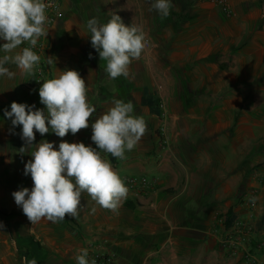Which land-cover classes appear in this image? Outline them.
<instances>
[{"label": "crops", "instance_id": "obj_1", "mask_svg": "<svg viewBox=\"0 0 264 264\" xmlns=\"http://www.w3.org/2000/svg\"><path fill=\"white\" fill-rule=\"evenodd\" d=\"M171 2L170 15L162 18L152 9L154 0H67L63 20L54 28L43 58L47 64L49 57L54 58V63L48 64L49 78L65 70L80 73L88 88V100L96 109L90 123L104 114L114 99L130 101L133 114L144 118L147 130L135 148L126 151L122 160L114 157L112 166L120 176L153 175L160 178L167 194L175 195L179 189L178 196L187 195L194 189V195H201V185L192 188L198 184L195 168L186 167L173 152L174 147L181 146L177 139L171 141L160 162L151 158L157 151L155 133L160 126L169 134L180 135V126L192 124L190 130L210 137L214 188L219 190L218 173L225 170L230 175L225 189L235 192L243 181L244 189L259 191L255 210L261 213L264 167L256 174H250V169L252 164L264 163V135L260 138V133L264 134V108L251 103L252 94L256 99L259 89L257 100L264 98V0H232L229 12L198 0ZM113 14L126 26H141L146 35L145 48L130 64L126 78L108 76L106 61L92 47L87 28L89 19L105 24ZM4 54L0 51V57ZM6 67L15 76H0V211L5 213L0 212V264H27L32 259L37 264H77L81 249L88 250V260L113 245L123 251L128 243H117L116 239L115 243L107 232L132 225H125L122 212L101 208L86 192L81 196L79 216H66L57 223L42 219L32 224L15 203L13 192L33 187L31 175H25V164L32 159L35 145L47 140L59 150L62 140L95 144L90 126L63 138L50 130L43 136L37 132L32 146L21 153L26 146L22 126L13 127L5 110L10 111L13 101L35 105L33 110H47L40 102L41 86H32V75L14 64ZM145 89L159 101L160 116L142 106ZM252 210L249 205L250 216ZM12 211L16 215L12 216Z\"/></svg>", "mask_w": 264, "mask_h": 264}, {"label": "clouds", "instance_id": "obj_2", "mask_svg": "<svg viewBox=\"0 0 264 264\" xmlns=\"http://www.w3.org/2000/svg\"><path fill=\"white\" fill-rule=\"evenodd\" d=\"M48 7L44 0H0V40L5 41L0 46V51L5 53L0 57V76L9 79L15 76L6 67L8 64L16 65L28 75L33 74L41 59L33 49L40 37L48 35L45 28ZM172 7L171 0H154L152 4V9L162 18L170 15ZM87 28L92 47L100 59L106 61L108 76L126 78L130 64L145 48L143 28L126 26L115 14L105 24H99L96 18L89 19ZM22 44L29 46L20 48ZM18 48L20 50L16 51ZM47 62L53 64L54 58L49 57ZM39 97L46 106V113L41 109L33 110L35 105L15 101L10 111L4 112L13 127L22 126L21 138L26 146L20 149L21 153L32 146L37 132L43 136L51 130L63 138L69 132L75 135L89 126L96 147L62 140L56 150L52 142L42 140L35 145L32 159L25 164V175H31L33 187L13 192L15 203L32 224L42 219L57 223L66 216L77 218L84 192L101 208L118 211L128 189L101 152L124 159L125 152L133 150L146 133L144 118L133 114L130 101L114 99L112 106L90 123L96 109L88 100L85 80L75 70H65L46 79L39 88ZM76 260L77 264H89L88 250L81 249ZM27 264H37V261L32 259Z\"/></svg>", "mask_w": 264, "mask_h": 264}, {"label": "rangeland", "instance_id": "obj_3", "mask_svg": "<svg viewBox=\"0 0 264 264\" xmlns=\"http://www.w3.org/2000/svg\"><path fill=\"white\" fill-rule=\"evenodd\" d=\"M35 70L36 67L32 74L34 87L39 86L34 83ZM259 91L257 98H260ZM257 98L252 94V106L256 103L257 108H264V98ZM187 125L180 126V135L169 134L166 127L160 126L155 133L157 151L151 158L160 162L171 141L177 139L181 146L174 147L173 152L186 167L192 165L195 168L198 184H192V188L201 185L202 194L194 195L193 189L190 194L178 196L179 189H176V194L170 195L161 188V180L156 176L121 175L128 192L118 212H122L125 225L132 226L121 230L110 229L107 237L113 241L116 239L117 243L124 241L128 247L123 251L116 245L112 249H102L91 257L89 263L94 258L108 259L115 255L110 264H264V211L258 213L255 210L259 191L244 189L243 181L235 192L225 189L230 176L225 170L218 173L220 182L219 190H216L215 182L211 180L214 173L210 172V137L190 130L192 124ZM102 156L110 161L111 154L103 152ZM201 157L202 166L199 165ZM263 167L264 163L252 164L250 174L258 173ZM15 183L19 184V180L15 179ZM249 205L253 208L251 216ZM230 209L235 222L227 228L226 216ZM14 215L16 213L12 211ZM149 255L151 258L147 260Z\"/></svg>", "mask_w": 264, "mask_h": 264}, {"label": "built area", "instance_id": "obj_4", "mask_svg": "<svg viewBox=\"0 0 264 264\" xmlns=\"http://www.w3.org/2000/svg\"><path fill=\"white\" fill-rule=\"evenodd\" d=\"M67 0H44V2L49 6L47 8V16H48V22L45 25L46 31L48 32V35L46 37H40L37 45L33 49L40 57V62L36 66L35 75H34V83L35 85H41L46 79H49L48 75V64L46 61H43L44 56L46 55L48 42L50 41L52 37V32L54 28L57 26V24L63 20L64 13H63V6ZM205 2L207 4L216 6L220 9H222L225 12H229L231 10V2L232 0H198ZM3 42V40H0V43ZM29 46L27 44H22L21 47ZM115 258V255L111 256V258L108 259H101V258H94L93 261H95V264H110L111 260ZM89 264H92V261H90Z\"/></svg>", "mask_w": 264, "mask_h": 264}, {"label": "trees", "instance_id": "obj_5", "mask_svg": "<svg viewBox=\"0 0 264 264\" xmlns=\"http://www.w3.org/2000/svg\"><path fill=\"white\" fill-rule=\"evenodd\" d=\"M141 104L144 107H148L152 115H155V116L161 115L159 101L157 99H154L153 96L149 94L147 89L144 90V95L142 97ZM110 160L111 162H115V159L112 156L110 157ZM0 212L2 214L4 213L3 211H0ZM234 219L235 218H234L233 210L230 209L226 216V227L227 228H231L233 226L235 222Z\"/></svg>", "mask_w": 264, "mask_h": 264}]
</instances>
